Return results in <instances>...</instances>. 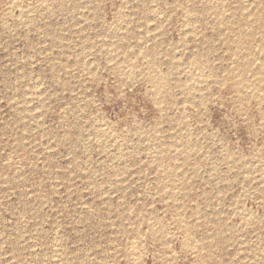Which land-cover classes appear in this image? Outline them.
Here are the masks:
<instances>
[{"label":"rangeland","instance_id":"1","mask_svg":"<svg viewBox=\"0 0 264 264\" xmlns=\"http://www.w3.org/2000/svg\"><path fill=\"white\" fill-rule=\"evenodd\" d=\"M0 264H264V0H0Z\"/></svg>","mask_w":264,"mask_h":264}]
</instances>
